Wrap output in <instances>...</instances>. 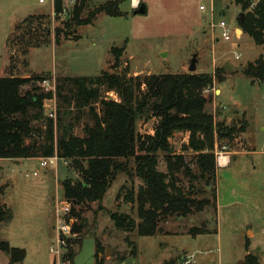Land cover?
I'll return each mask as SVG.
<instances>
[{
  "label": "rangeland",
  "instance_id": "374dc122",
  "mask_svg": "<svg viewBox=\"0 0 264 264\" xmlns=\"http://www.w3.org/2000/svg\"><path fill=\"white\" fill-rule=\"evenodd\" d=\"M11 1L0 0V72L7 66L3 76H8L17 69V76L33 82L24 87V92L37 86L46 95H52L44 103L47 108L53 107L55 123L61 117L64 125L73 127L75 136L84 135L85 126L93 123L92 115L89 107L78 111L69 99L56 97L59 79L96 77L116 70L141 78L188 74L195 57V74L215 75L221 69L225 77L222 83L216 80L204 91L207 112L214 115L218 124L237 130L234 138L216 141V159L220 152L229 159L223 168L217 161L216 209L209 207L188 217L162 220V234L152 237L139 236L136 226L129 231L119 229L112 219L113 213L127 214L136 225L140 223L137 204L131 205L125 200L126 194L137 192L143 184L135 173L132 159L128 163L131 175L118 174L102 202L83 208L86 227L82 236L71 237L81 239V243L69 245L77 254L73 262H66L97 264L98 241L104 264H246L247 255L258 257L259 264H264V84H253L244 73L264 49L241 29L239 19L244 13L235 0H141L147 6L146 14H135L138 8L132 6L131 0H121L122 17L100 14L91 25L80 27L71 19L75 4L81 0H63L60 14L47 16V25L31 39L24 37L26 46L18 41L22 50L15 44L13 60L5 45L13 37V18L21 21L28 16L22 10L21 1L35 5L41 14H51L53 1L46 0L45 5H40L39 0ZM106 1L109 0H88L83 17ZM200 5H205L207 12H201ZM222 21L231 31L229 41L223 39L220 28H213ZM114 48H124L118 65L112 53ZM11 62L13 68H10ZM104 96L117 99L114 93ZM145 120H138V131L142 135L153 134L155 120ZM43 124L34 123L36 128L44 130ZM188 138L189 134L177 132L171 146L177 155L185 156L193 173L199 175L196 153L184 150ZM158 157L159 170L167 172L164 154L160 152ZM8 164H0V203L9 204L13 218L21 213L31 221L25 225L23 239L15 241L27 252L23 264H54L55 261L66 264L50 250L57 243L50 225L51 220L55 223V213L62 215L66 205L62 182L67 178L79 179V173L71 162L62 159L53 164L48 161L47 167L38 161H26L18 168L16 164ZM16 168L19 175L13 172ZM13 176L19 178L18 190L12 182ZM177 177L178 184L194 198L212 197L214 187H207L205 181L193 180L184 173H178ZM11 182L12 185L6 186ZM67 218L79 223L71 211ZM205 222L211 234L195 238L189 235L191 228L201 227ZM0 255V264H5L9 257L5 253Z\"/></svg>",
  "mask_w": 264,
  "mask_h": 264
},
{
  "label": "trees",
  "instance_id": "16d2710c",
  "mask_svg": "<svg viewBox=\"0 0 264 264\" xmlns=\"http://www.w3.org/2000/svg\"><path fill=\"white\" fill-rule=\"evenodd\" d=\"M88 0L76 3L71 21L77 26L91 25L100 14L122 17L121 0H109L89 12L83 13ZM241 7L245 19L239 25L258 46L264 49V0H235ZM55 15L63 11V0H55ZM138 10V9H137ZM135 10L134 12H136ZM46 17H30L19 24L10 38V46H19L24 37L31 39L36 32L47 25ZM71 27V25H67ZM33 33V36L30 35ZM29 43V42H28ZM18 49L22 50L20 46ZM123 49H112L115 64L118 65ZM118 69V66H116ZM222 70L212 74H167L129 77L126 73L103 72L96 77L61 78L55 95L74 103L78 111L89 107L92 125L87 124L82 137L73 134L71 125H64L63 119L55 123L53 107L47 108L44 101L52 98L41 92L40 87L24 92L32 80L21 77L0 78V159L16 160L57 157L71 162L79 173V179L67 178L62 182L63 198L71 206V215L79 223L67 222L73 234L82 236L85 219L84 207L102 202L120 173L131 175L128 163L134 160L135 173L143 184L137 192L125 195L129 204H137L138 225L124 213H113L116 226L129 231L136 226L139 236L152 237L162 234L160 222L167 218L188 217L209 207H217V159L215 153L218 139H232L237 133L235 127L218 124L214 115L206 110L208 99L204 95L216 80L222 83ZM253 84H264V53L250 62L244 70ZM106 93H114L117 99H106ZM97 106L100 109L97 110ZM155 120L153 134L142 135L137 128L138 120ZM145 120V121H146ZM35 122H43L44 130L36 128ZM177 132L189 134L184 150L196 153L199 175H195L184 155H177L171 146V139ZM162 152L168 166L161 172L159 153ZM178 173H184L193 180H203L207 187H214L212 197L196 199L178 184ZM120 196V193L118 197ZM80 208V211L77 210ZM13 218L10 208L0 203V223ZM211 234L207 223L193 227L189 235L197 237ZM81 239H68V249L63 260L74 261L75 250L71 244ZM250 244H246L249 249ZM0 252L5 253L9 264H23L27 252L7 241H0ZM102 247L97 241L96 263L104 264L100 258ZM246 264H259L258 257L246 256Z\"/></svg>",
  "mask_w": 264,
  "mask_h": 264
},
{
  "label": "crops",
  "instance_id": "0c3cea01",
  "mask_svg": "<svg viewBox=\"0 0 264 264\" xmlns=\"http://www.w3.org/2000/svg\"><path fill=\"white\" fill-rule=\"evenodd\" d=\"M2 1H5V2H12L11 0H2ZM28 2V1H27ZM39 4L40 5H45V3L41 4L40 3V0H39ZM55 2H53V8H52V11H51V14H41L40 11H38V7H36L35 5H32L30 3H26L24 1H21V6H22V10H24L26 12V14L28 15L25 19L21 20L18 19V18H13V22H14V25H13V32L12 34L14 35L16 33V28L19 24H22V22L24 20H26L27 18H30V17H51L55 14V6H54ZM200 7V6H199ZM208 10V8H207ZM207 12V11H205ZM212 13V12H211ZM48 18V17H47ZM239 29H237V32H238ZM236 31V30H235ZM236 32V33H237ZM9 40H7V43H6V50L7 52L10 54L11 56V60H13V56L16 55V49L12 48L9 44ZM11 49V50H10ZM14 66L12 65V62H11V65H10V68H13ZM7 66H6V69L4 70V72H0V78H3V77H10V76H14V77H19L17 76V74L15 73L17 71V69H15L13 72H11L8 76H3L5 74V71L7 70ZM6 75V74H5ZM21 78H26L24 76H20ZM217 92V91H216ZM221 92V91H220ZM44 159L42 158H31V159H16V160H6V159H0V164H4V163H9L11 164V166H15V164L17 165V168L18 167H22V166H19V164L21 165H25L26 164V161L27 162H32V161H38L40 163H42ZM58 159L56 157V159L54 160V162H57ZM53 162V163H54ZM52 163V164H53ZM8 164V165H9ZM225 165H227V163L223 164L221 166V168H223ZM14 169V173H16L17 175L20 174V172L18 171V169ZM19 173V174H18ZM36 173V172H35ZM12 182L15 186V188L18 190L19 189V185H20V181H19V178L18 176H13L12 177ZM12 182L11 183H7L6 186H9V185H12ZM4 189L6 188L5 186H3ZM5 196H6V189L4 190V194H3V198L5 199ZM11 199V198H10ZM11 201V200H10ZM2 204H6V205H9L6 201H4ZM54 208L56 206V204L53 205ZM55 211V210H54ZM45 215H46V212H45ZM44 216V215H43ZM54 216V215H53ZM18 217V219H17ZM45 217V216H44ZM55 223L52 224V220H51V225L50 227L54 229L55 231V236L56 238H58V234H57V230H56V226H57V223H56V219L57 216H56V213H55ZM44 220V219H43ZM31 221L26 217L24 216L23 214H18V215H15L14 218H12L10 221L8 222H2L0 223V241H7L10 243L11 246L13 247H16V248H19L20 246L17 245V243L15 241H20L23 239V236H24V229L26 228L25 225L28 226V224L30 223ZM22 249V248H21ZM0 253H3V252H0ZM1 256V255H0ZM27 258V257H26ZM56 258V257H55ZM6 262L5 264H9L10 263V260L9 259H5ZM26 260V259H25ZM56 264V261L55 263Z\"/></svg>",
  "mask_w": 264,
  "mask_h": 264
},
{
  "label": "built area",
  "instance_id": "2783aa9c",
  "mask_svg": "<svg viewBox=\"0 0 264 264\" xmlns=\"http://www.w3.org/2000/svg\"><path fill=\"white\" fill-rule=\"evenodd\" d=\"M52 1L55 2V0H52ZM45 2L46 0H40L41 4ZM131 3L134 8H138L139 5L141 4V0H131ZM199 10L201 12H205L207 11V7L205 5H200ZM213 28H220L222 30V37L224 40L226 41L231 40V37H230L231 31L228 28L226 22L222 21L218 25H213ZM237 58H240V55ZM51 116L53 117V114ZM55 159L56 157L50 158V159H44L41 163V166L47 167L48 161L53 163ZM217 161H218V164H225V163H228L229 159L223 152H220V154H218ZM34 175H37V173H34ZM65 204L66 205L61 210L62 215L58 214V211H57L58 225H57L56 230H57L58 238H57L56 246L52 245L50 248L51 252L55 255L56 259L59 258L63 262H64L63 258L65 254L67 253V249H68V239H70L73 236L72 226L70 223L67 222V219H66V217L69 215L71 211V207H70V204L66 201H65ZM65 263L70 264V262H65Z\"/></svg>",
  "mask_w": 264,
  "mask_h": 264
},
{
  "label": "water",
  "instance_id": "95a60500",
  "mask_svg": "<svg viewBox=\"0 0 264 264\" xmlns=\"http://www.w3.org/2000/svg\"><path fill=\"white\" fill-rule=\"evenodd\" d=\"M147 6H146V4H141V6L140 7H138V10L135 12V14H146L147 13ZM240 18H241V22H243L244 21V19H245V14H242L241 16H240ZM238 32H242L240 29L238 30ZM196 63H197V60H196V57H195V59H193V61H192V64H191V67H190V72L191 73H194L195 71H196V69H197V66H196ZM241 264H243L242 262H241Z\"/></svg>",
  "mask_w": 264,
  "mask_h": 264
}]
</instances>
